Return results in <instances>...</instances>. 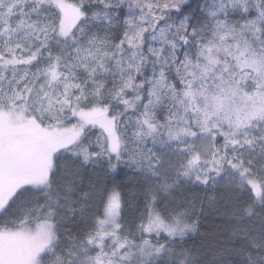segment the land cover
Instances as JSON below:
<instances>
[{"label": "trees", "instance_id": "16d2710c", "mask_svg": "<svg viewBox=\"0 0 264 264\" xmlns=\"http://www.w3.org/2000/svg\"><path fill=\"white\" fill-rule=\"evenodd\" d=\"M62 1L81 11L64 36L50 0H0V102H26V115L58 126L103 108L116 119L119 152L89 123L55 154L45 186L15 192L0 227L49 219L56 240L38 264H91L97 248L87 239L117 190L120 238L164 247L143 264H264L263 118L234 141L210 112L220 88L237 98L264 91V0ZM203 128L218 168L193 162ZM155 214L190 229L149 234Z\"/></svg>", "mask_w": 264, "mask_h": 264}, {"label": "rangeland", "instance_id": "374dc122", "mask_svg": "<svg viewBox=\"0 0 264 264\" xmlns=\"http://www.w3.org/2000/svg\"><path fill=\"white\" fill-rule=\"evenodd\" d=\"M47 1V0H43ZM49 1V0H48ZM60 12L59 35L64 36L72 29L81 16L80 9L62 0H50ZM242 57V55H241ZM241 59H244L243 57ZM244 67L246 61L239 62ZM255 70V69H254ZM55 80L54 76L46 77V85ZM228 96V97H227ZM33 97V95H32ZM211 113L216 120L231 127L230 137L235 141L241 132L249 130L248 125L256 118L264 121V91L247 94L227 95L223 88L210 96ZM10 104L0 102V171L8 160L26 148L7 171L0 173V211L7 205L15 192L25 186L41 188L48 183L52 172L55 154L75 141L89 123L96 125L105 140L108 153L116 156L119 152V138L116 132L115 117L103 108L77 110L73 123L66 126L45 125L26 115V102L22 107H6ZM198 151L193 157L194 163L206 162L214 168L222 165V159L214 147L211 133L204 129L198 142ZM6 162V163H5ZM246 182L256 197L262 195L259 183L251 177ZM120 215V195L113 190L106 201L104 215L100 226L87 239L94 244L97 253L90 258L91 264H143L152 259L164 247L149 241L131 242L118 235ZM190 228L178 221L165 222L158 215L150 216L145 225L149 234L160 233L169 236H182ZM159 233V234H158ZM56 240L54 225L44 219L32 224L21 223L17 226L0 227V264H38L39 259L52 252ZM98 243V245L95 244ZM48 252V253H47Z\"/></svg>", "mask_w": 264, "mask_h": 264}, {"label": "flooded vegetation", "instance_id": "af4514ba", "mask_svg": "<svg viewBox=\"0 0 264 264\" xmlns=\"http://www.w3.org/2000/svg\"><path fill=\"white\" fill-rule=\"evenodd\" d=\"M10 264V263H9Z\"/></svg>", "mask_w": 264, "mask_h": 264}]
</instances>
